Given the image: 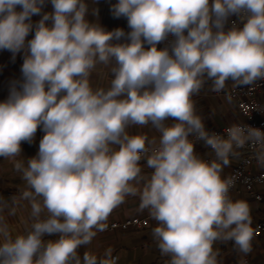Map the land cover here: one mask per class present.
Here are the masks:
<instances>
[{
	"label": "clouds",
	"instance_id": "obj_1",
	"mask_svg": "<svg viewBox=\"0 0 264 264\" xmlns=\"http://www.w3.org/2000/svg\"><path fill=\"white\" fill-rule=\"evenodd\" d=\"M96 3L0 0V50L23 61L0 101V158L23 181L0 195V264H119L111 247L80 249L128 196L157 222L166 264H222L217 245L229 242L248 255L250 206L222 174L245 148L264 167V130L210 132L193 97L264 80V0H116L128 31L102 26Z\"/></svg>",
	"mask_w": 264,
	"mask_h": 264
},
{
	"label": "crops",
	"instance_id": "obj_2",
	"mask_svg": "<svg viewBox=\"0 0 264 264\" xmlns=\"http://www.w3.org/2000/svg\"><path fill=\"white\" fill-rule=\"evenodd\" d=\"M114 3H116V0H97L96 7L99 9V22L109 31L115 28H123L125 31H128L126 19L114 18L112 16L110 7ZM46 10H51V6L49 5ZM39 18L38 16H34L33 20L35 21ZM22 62V56L20 54H18L15 61H13L10 52L0 50V101L7 98L9 82L13 79L20 78V66ZM93 81L97 86H103L107 83L103 73L94 74ZM231 87H233V84ZM230 88L217 93L211 90L209 83L205 85L198 96L193 97L199 113L205 118L204 122L206 128H208L209 123L214 119L223 123L218 127L238 120L237 107L232 100L228 99V91ZM130 131L133 133L142 132L148 135L152 134L148 128H133ZM43 134V132L38 130L36 139L31 145L27 143L22 144L23 155L25 157L36 155L39 147V140L42 138ZM196 151L203 158H207L210 155L209 150L204 145L196 146ZM232 162L233 160H231L228 166L224 167L222 175L228 174ZM150 171V169L144 168L145 174L150 173ZM22 184L23 181L19 174L14 172L11 162L0 158V195L5 198L10 197L9 194L11 192L17 193ZM231 197L233 200L242 199L247 201L251 210L253 227L260 218L261 203L253 199L242 198L236 192L232 193ZM139 203V196H128L125 202L114 209L109 215L106 224L114 220H123L134 215L148 216L149 213L147 210L141 211L139 209ZM12 222L17 230L23 228V224L18 217L13 218ZM156 226H158V224L154 220L151 226L145 228L98 232L92 243L81 248L80 252L83 254L84 251L90 250L96 253H103L105 249L111 247L114 249L113 255H118L120 257L119 264H166L168 257L161 256L156 246V241L152 236V229ZM217 247L221 252L220 259L222 264H240L242 259L246 261V264H264V236L257 237L252 241V251L246 256L236 252L231 242L227 244H218Z\"/></svg>",
	"mask_w": 264,
	"mask_h": 264
},
{
	"label": "built area",
	"instance_id": "obj_3",
	"mask_svg": "<svg viewBox=\"0 0 264 264\" xmlns=\"http://www.w3.org/2000/svg\"><path fill=\"white\" fill-rule=\"evenodd\" d=\"M235 103L238 111V120L221 127H208L210 132L224 134V129L235 123L248 124L264 130V80L257 81L253 85L231 87L228 96ZM204 145L202 142L196 146ZM210 155L205 158L211 160L214 154L209 148ZM233 162L228 174L234 185L230 190V196L236 192L240 197L253 199L261 203V215L253 226L254 239L264 236V167L258 166L253 151L249 148L241 150L240 155L232 159ZM16 194L11 192L9 195ZM154 220L148 216H129L123 220H114L107 224L104 231L127 230L130 228H145L152 225ZM253 239V240H254Z\"/></svg>",
	"mask_w": 264,
	"mask_h": 264
},
{
	"label": "rangeland",
	"instance_id": "obj_4",
	"mask_svg": "<svg viewBox=\"0 0 264 264\" xmlns=\"http://www.w3.org/2000/svg\"><path fill=\"white\" fill-rule=\"evenodd\" d=\"M233 84V82L232 81H228L227 82V88H226V90H228L230 87H231V85ZM221 124H223V123H221V121H219V120H212L210 123H209V125H208V127H218V126H220ZM225 124V123H224Z\"/></svg>",
	"mask_w": 264,
	"mask_h": 264
}]
</instances>
